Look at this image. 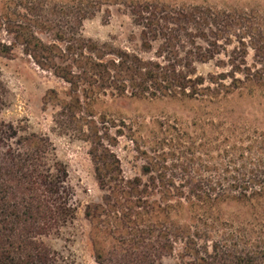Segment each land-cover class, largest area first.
<instances>
[{
	"label": "trees",
	"instance_id": "1",
	"mask_svg": "<svg viewBox=\"0 0 264 264\" xmlns=\"http://www.w3.org/2000/svg\"><path fill=\"white\" fill-rule=\"evenodd\" d=\"M132 15L143 45L159 36L173 44L172 26H181L191 36L192 61L214 62L221 71L192 79L175 59L161 66L115 54L121 61L111 66L140 88L134 95L154 86L163 96L206 100L211 113L202 129L204 143L194 148L192 159L168 165L166 154L159 163H147L145 182L124 180L108 150L96 155V179L114 198L108 204L114 220L129 224L120 247L104 257L96 250V261L161 264L178 247L179 264H264V128L234 117L232 105L264 99V11L171 13L141 4ZM96 69L98 75L108 72L101 63ZM4 93L0 80V110ZM53 150L44 135L23 134L11 123L0 126V264H69L42 240L74 216L67 170ZM223 207L235 209L225 220ZM145 215L150 220L138 222Z\"/></svg>",
	"mask_w": 264,
	"mask_h": 264
},
{
	"label": "rangeland",
	"instance_id": "2",
	"mask_svg": "<svg viewBox=\"0 0 264 264\" xmlns=\"http://www.w3.org/2000/svg\"><path fill=\"white\" fill-rule=\"evenodd\" d=\"M141 4L171 13L264 11V0H0V80L5 88L0 126L11 123L23 134L48 137L54 156L66 167L74 216L42 240L69 264H101L96 250L104 257L127 238L129 224L114 220L108 207L114 198L97 182L96 155L108 150L124 180L145 182L142 167L147 163H159L168 154V165H185L204 143L202 129L211 113L206 100L163 96L154 86L134 95L140 88L111 66L121 61L119 54L123 60L136 57L161 66L175 59L192 79L221 71L214 62L192 61L191 36L181 26H172L173 44L159 36L143 45L142 28L132 15ZM98 63L108 72L96 74ZM232 105L234 117L264 128V99ZM220 209L222 220L235 212ZM160 263L179 264L178 247Z\"/></svg>",
	"mask_w": 264,
	"mask_h": 264
}]
</instances>
